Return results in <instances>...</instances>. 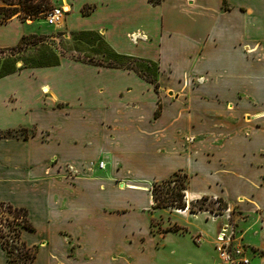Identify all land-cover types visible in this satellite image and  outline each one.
Returning <instances> with one entry per match:
<instances>
[{
	"label": "crops",
	"instance_id": "obj_1",
	"mask_svg": "<svg viewBox=\"0 0 264 264\" xmlns=\"http://www.w3.org/2000/svg\"><path fill=\"white\" fill-rule=\"evenodd\" d=\"M64 1V26L100 29L116 51L159 68L152 82L61 56L0 77V131H31L0 136V200L28 208L33 264H222L216 234L230 210L245 264H264V0H145L150 10L86 27L77 21L127 0ZM25 24L0 22V46L18 43ZM177 171L188 174V207L165 213L150 187ZM136 187L149 202L132 212ZM205 195L228 208L190 211ZM158 215L185 228L159 231ZM0 264H13L1 243Z\"/></svg>",
	"mask_w": 264,
	"mask_h": 264
},
{
	"label": "rangeland",
	"instance_id": "obj_2",
	"mask_svg": "<svg viewBox=\"0 0 264 264\" xmlns=\"http://www.w3.org/2000/svg\"><path fill=\"white\" fill-rule=\"evenodd\" d=\"M157 1L158 0H150V3L154 4V2H157ZM122 2H119V1L116 2V7L113 6L111 9H109L108 12L104 10V11H101L96 16L85 17L84 19H80L77 21V24L83 27L89 26V24L93 26V25L104 23V21L107 19L108 16L117 17L118 15H120L121 17H124L129 12L131 11L134 12L135 9L140 13H142V11L144 10H150V8L146 6L147 3L145 0H127L126 1L127 6L122 5ZM48 3L49 5L51 3L57 4V3H61V0H53L52 2L49 1ZM3 5H4V9L0 10V22H7L12 17L16 16L22 22L26 23L25 27L27 30H29L28 34L30 36L27 39L25 45L21 48L10 49L9 47L11 45L0 46V70L1 69L4 70V69H7L13 66H15L16 68L20 67L19 69L15 71L17 72L21 68L27 67L28 65L34 63L35 61H38L39 59H46L48 55H50L51 53L53 54L56 53V54L67 56V57L71 55L80 56V57L85 56V58L90 57L96 61L103 60V62L105 63L115 62L117 64H123V65L130 64L138 68L143 74L147 76L155 77V74L158 70L156 62L151 63L146 60H141L137 58L132 59L130 57L124 58L123 60H120V61L115 60V59L112 60L113 57H110V55H107L108 51L105 50L106 44L99 41L98 38L95 37V34L88 33L84 36H80L77 34L79 30H83L84 28L83 29H78V28L72 29L68 25L64 26L63 23L50 24L48 23V21L46 20L42 12L31 13L28 10L26 11L23 8V5L21 4L20 0H5ZM16 8L17 10L15 11L13 15L7 16V13H10L12 10ZM91 9H92V5L86 4L85 6L82 7L80 11L81 13L85 14V13H89ZM129 15H132V14L130 13ZM28 21L33 22V23H28ZM67 23L69 24L68 17H67ZM89 29L91 28H88V30ZM91 30L96 31L99 35L104 37L102 33L100 32V29H91ZM152 50H153V47L148 48V51L150 53L153 52ZM41 75H44V74H41ZM13 85L15 87H19L20 91H23L24 89H27L28 83L26 81L21 83L20 80H17L16 82L13 83ZM9 130L0 131V136H21L22 137V136L28 135L31 132L30 128L24 127V126L12 127V129H9ZM96 162L98 165L99 161H96ZM181 178H184L183 173L180 174L178 179H181ZM176 186L177 184L174 182L159 183L158 193L161 194L162 190H166L169 188H175ZM136 188H143V187H136ZM128 193L131 195V198H132L130 203L133 204L132 206L129 205L128 208L129 209L133 208L132 210H130L132 212L141 210V208L139 209L136 208L137 206L139 207V204L146 205L149 202V197H148V194L145 188H143L142 190H129ZM198 199L191 200V202L193 201L195 206H198L200 203L197 201ZM202 201L204 202L205 205L214 207L215 209L214 211L210 210V212L213 215L223 213L228 208L227 207L225 209H222L218 201H214L210 198L203 199ZM174 207L176 206H165L163 207L164 209L162 211H164L165 213H168V210ZM176 208L181 209L179 207H176ZM204 210H208V209H204ZM216 211H219V212H216ZM194 212H197V211H194ZM233 212L235 211L230 210V213H231L230 219L232 221V225L229 226V230L232 231L235 235V232L233 231V229H235L234 221L237 215ZM19 220H21V218H19ZM9 222H11V224ZM15 223H16V219L14 220V216L10 213H7L5 210H3V208H0V233H6L5 237L9 239L10 246H13V250H14L13 253L11 254V257H9V254H8L9 259L13 258L15 264H29L32 252L27 249V246L23 247L20 240L13 235L14 231L10 230V226L16 225ZM153 224L155 226V229H158L160 231L164 227L168 225H172L173 223L168 224L164 220L163 215H158L156 216V219L153 221ZM221 228H223V226ZM194 240L200 241L201 236L198 234L197 235L195 234ZM216 242H215V245H216ZM238 243L244 245L241 241H238L236 239V243L234 244H238ZM166 254L168 255V253H165V255ZM166 259L167 258L165 257V260ZM220 262L222 264L230 263V262H225L223 259H221ZM233 264H245V263H241V262L235 263L234 262Z\"/></svg>",
	"mask_w": 264,
	"mask_h": 264
},
{
	"label": "trees",
	"instance_id": "obj_3",
	"mask_svg": "<svg viewBox=\"0 0 264 264\" xmlns=\"http://www.w3.org/2000/svg\"><path fill=\"white\" fill-rule=\"evenodd\" d=\"M5 1V0H4ZM21 4L23 5V8L27 11H30L31 13H37V12H42V14H45L46 9L49 7V1L48 0H20ZM4 9V5L0 6V10ZM17 10L14 9L12 10L10 13H7V16H11L15 13V11ZM88 33H92L95 34V37L98 38L99 41L103 42L106 44V51H108L107 55H110V57H113L112 60H123L124 58H132V59H141V60H146L148 62L154 63L156 62L155 60L152 59H147L144 57H136V56H132L129 54H125V53H120L118 51H116L107 41L104 37H102L101 35H99L96 31H92L91 29H83V30H79L77 32L78 35L80 36H84ZM29 34H23L20 38V40L18 41L17 44L10 46V49H18L21 48L25 45L27 39L29 38ZM61 56L59 54H53L51 53L50 55H48V57L46 59H39L38 61H35L34 63L28 65L27 67H38V66H50V65H56L60 63L61 60ZM70 57L75 58V59H80L83 61H89V62H95L97 64H102V65H108V66H124V67H128V68H133L134 70H136L140 75H142L143 77H145L146 79L155 82V77L154 76H147L145 74H143L138 68L134 67L133 65L130 64H117L115 62H103V60L100 61H96L93 58H85V56H73L71 55ZM157 63V62H156ZM20 68V67H19ZM15 66L7 68V69H1L0 70V77L7 75L9 73L15 72L17 69ZM159 68L158 63H157V69ZM158 71V70H157ZM157 74V72H156ZM155 74V76H156ZM157 86V84H156ZM10 131V130H9ZM183 173L184 178L178 179L180 174ZM187 180H188V174L184 171H177L174 174H172L170 177L160 180V181H155L152 186H151V191H152V195H153V199L155 201L154 206L155 207H165V206H176L179 208H186L188 207L187 201L185 199V189L187 188ZM170 182H174L177 184V186L175 188H169L166 190H162L161 194L158 193V185L159 183H170ZM212 199L214 201H218L220 204V207L222 209H225L228 207V203L221 197H217V198H213L210 196H203L202 198H199L197 201L200 202L198 206H195L194 202L192 201L189 205V209L190 211L194 212V211H199V210H204V209H208L211 211H214V207H210L208 205H205L204 202L202 201L203 199ZM0 208H3V210H5L7 213H10L14 216V220L16 219V225H11L10 226V230L14 231L13 235L15 237H17L22 246L26 247L29 251L32 252L31 254V258H30V263L29 264H33V261L35 259L36 256V252H37V245H28L27 242L22 239V231L24 229H35L33 223L31 222L30 218H29V210L27 207L25 206H18V205H14L11 202L8 201H4V200H0ZM219 212V211H216ZM19 218H21V220H19ZM11 224V222H9ZM185 227L179 225V224H175L173 223L172 225L168 226L166 228V230H179V229H184ZM6 233H0V243L2 244V246L6 249V251L9 254V257H11V254L13 253V246H10V241L9 239H7L5 237ZM12 235V234H11ZM10 235V236H11ZM11 262L13 264H15L14 259L10 258Z\"/></svg>",
	"mask_w": 264,
	"mask_h": 264
},
{
	"label": "built area",
	"instance_id": "obj_4",
	"mask_svg": "<svg viewBox=\"0 0 264 264\" xmlns=\"http://www.w3.org/2000/svg\"><path fill=\"white\" fill-rule=\"evenodd\" d=\"M53 1V0H48ZM63 4L51 3L49 7L45 11V18L50 24H60L62 23L66 12ZM100 167H104L105 161L100 160L98 162ZM218 215V214H214ZM199 239V238H198ZM216 250L218 251L221 259L225 262H230L227 264H233L241 262V263H249L250 258L246 255V248L242 244H234L236 243L235 235L232 231L229 230V226H223L216 235Z\"/></svg>",
	"mask_w": 264,
	"mask_h": 264
},
{
	"label": "bare ground",
	"instance_id": "obj_5",
	"mask_svg": "<svg viewBox=\"0 0 264 264\" xmlns=\"http://www.w3.org/2000/svg\"><path fill=\"white\" fill-rule=\"evenodd\" d=\"M64 1V0H63ZM64 3H66L65 1H64ZM66 10H69V8H65ZM43 90L45 91V92H48L49 91V88L48 87H43ZM126 186V185H125ZM130 186V185H129Z\"/></svg>",
	"mask_w": 264,
	"mask_h": 264
}]
</instances>
